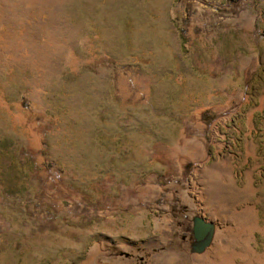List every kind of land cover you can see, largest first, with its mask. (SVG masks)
<instances>
[{"label":"rangeland","instance_id":"1","mask_svg":"<svg viewBox=\"0 0 264 264\" xmlns=\"http://www.w3.org/2000/svg\"><path fill=\"white\" fill-rule=\"evenodd\" d=\"M0 264H264V0H0Z\"/></svg>","mask_w":264,"mask_h":264},{"label":"water","instance_id":"2","mask_svg":"<svg viewBox=\"0 0 264 264\" xmlns=\"http://www.w3.org/2000/svg\"><path fill=\"white\" fill-rule=\"evenodd\" d=\"M207 231V224L203 223L202 221H198L193 226V236L195 239L202 238Z\"/></svg>","mask_w":264,"mask_h":264}]
</instances>
